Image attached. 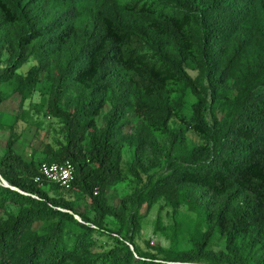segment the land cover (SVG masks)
<instances>
[{"label": "trees", "instance_id": "1", "mask_svg": "<svg viewBox=\"0 0 264 264\" xmlns=\"http://www.w3.org/2000/svg\"><path fill=\"white\" fill-rule=\"evenodd\" d=\"M168 1L174 7L157 13L119 0H0V67L5 51L10 53L0 69V89L33 53L38 64L19 77L18 90L30 92L50 81L48 111L65 132L64 142L57 149L47 146L38 165L25 162L13 140L0 156V176L17 189L0 180V211L18 209L0 219V264H264V0ZM145 35L152 37L159 66L139 53L138 39ZM253 46L256 54L250 58ZM190 62L205 72L210 108L228 99L232 81L237 96L231 118L217 124L211 147L187 151L181 148L187 128L171 131L164 96L172 79L189 88L198 100L194 127L211 135L205 124L208 100L186 71ZM135 78L142 86H133ZM69 91L75 98L62 107ZM132 108L151 111L171 144L184 150L172 178L208 226L189 251L158 247L162 258L146 257L132 236L129 244L119 237L130 202L115 207L109 192L123 178L118 136L128 127ZM137 140L128 139L134 146L131 170L139 176L145 158L144 141L140 135ZM65 161L75 167L70 190L88 198L94 218L79 213L73 201L45 191L70 190L35 183L43 164ZM108 217L118 222L119 235L103 227ZM141 218L133 215V233ZM96 234L109 235L114 247L94 252ZM215 234L225 239V251L208 250Z\"/></svg>", "mask_w": 264, "mask_h": 264}, {"label": "rangeland", "instance_id": "2", "mask_svg": "<svg viewBox=\"0 0 264 264\" xmlns=\"http://www.w3.org/2000/svg\"><path fill=\"white\" fill-rule=\"evenodd\" d=\"M121 5H129L137 9H151L157 13L167 12L174 5L168 0H119ZM86 14H82L85 19ZM153 41L150 35L141 36L138 39L139 53L144 57V61L149 65H160L161 60L154 51ZM256 46L249 49L250 58L256 54ZM253 49V50H252ZM10 57L8 50L4 53L5 61L0 69L7 66ZM38 64V57L31 53L29 60L17 71L16 78L8 84L2 85L0 94L2 103L0 105V156L5 152L7 142L14 141V149L25 162H33L36 165L45 157L47 146L54 149L64 142V127L59 119L53 118L48 111V100L51 89V82L45 80L36 89L21 93L18 90L19 77L26 73L33 66ZM189 75L198 81L200 90L208 100V108L205 113V124L209 128L210 134H203L194 127L199 123L194 116V110L198 103L197 98L190 89L184 87L182 83L172 79L168 83L164 101L171 113L168 126L171 131H176L180 127L187 128L184 134V147L191 150L195 146L211 147L217 124L225 123L231 118V111L236 104L237 90L230 84L228 99L218 104L214 109L210 108L211 98L209 83L204 70L198 63L190 62L186 65ZM263 78V77H262ZM133 82V86H142L141 82ZM75 93L69 91L63 97L62 107L67 103L72 104ZM133 101V98H130ZM150 113L146 108L137 112L135 108L127 114L129 125L120 131L118 136L123 147L122 152V180L110 189L111 204L115 207L122 205L123 200H128L129 206L126 213L125 226L122 234H116L120 226L118 222L108 217L103 227L119 235L126 242L127 237L132 236L137 251L146 257L163 256L156 250L158 247L172 250L177 253L186 252L193 248L194 243L206 233L207 221L202 212L192 208L182 191L172 178V175L181 167V153L171 144L169 135L162 131V123L150 118ZM153 112V115H157ZM104 117V115H103ZM99 119V127L106 128L105 120ZM183 119V120H182ZM216 120L218 121L216 123ZM191 123L190 125H188ZM140 137L144 141L145 171H137L136 176L131 170L134 160V146L128 139L130 136L138 141ZM136 138V139H135ZM50 197L63 196L73 201L76 210L94 218L88 198L77 190L62 191L59 188L45 189ZM211 205H213L212 201ZM150 203V205H149ZM221 202H215L219 207ZM18 209L9 208L7 211H0V219H8L10 215L16 214ZM133 215L142 216L139 220L140 227L133 233L131 221ZM79 217V216H78ZM79 219V218H78ZM41 230V229H40ZM42 233V231H39ZM95 245L93 251L109 249L114 247V242L109 235L96 234L93 236ZM129 244V242H126ZM131 249L136 255L135 248ZM208 250L211 253H218L226 250L225 239L220 234L210 241ZM208 264V263H204Z\"/></svg>", "mask_w": 264, "mask_h": 264}, {"label": "built area", "instance_id": "3", "mask_svg": "<svg viewBox=\"0 0 264 264\" xmlns=\"http://www.w3.org/2000/svg\"><path fill=\"white\" fill-rule=\"evenodd\" d=\"M74 174L75 167L70 161L45 163L40 167L39 176L36 177L35 183L42 184L43 182H47L58 185L65 190H70Z\"/></svg>", "mask_w": 264, "mask_h": 264}, {"label": "water", "instance_id": "4", "mask_svg": "<svg viewBox=\"0 0 264 264\" xmlns=\"http://www.w3.org/2000/svg\"><path fill=\"white\" fill-rule=\"evenodd\" d=\"M0 180H1V182H2V184H3V186L4 187H6V188H10V189H12V190H17V189H15V188H13V187H11L1 176H0ZM71 213V212H70ZM72 214V213H71ZM75 218L79 221V222H82L81 221V219H80V217H78V216H75ZM79 218V219H78Z\"/></svg>", "mask_w": 264, "mask_h": 264}]
</instances>
